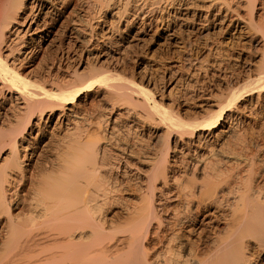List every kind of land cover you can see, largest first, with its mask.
<instances>
[{
    "label": "bare ground",
    "instance_id": "bare-ground-1",
    "mask_svg": "<svg viewBox=\"0 0 264 264\" xmlns=\"http://www.w3.org/2000/svg\"><path fill=\"white\" fill-rule=\"evenodd\" d=\"M93 1L99 3V12L108 10L107 19H102L101 13L92 15L90 8L83 6H89L90 0H0V99L6 92L12 93L20 111L13 121H6L5 111L4 115L0 112V264H264V160L259 161L256 156L250 159L244 153L249 145L257 152L264 149V62L261 61L263 68L255 65L257 69L251 73L255 78L251 74L249 80L245 75L239 76L233 83L225 81L226 89L209 91L200 104L199 112L204 116L186 120L156 98L149 63H140L143 72L139 82L134 74L130 76L119 66V61L129 54L125 50L124 57L118 56V47L128 43V37L142 38L157 21L155 0H119V5L110 11L113 0ZM164 3L157 33L169 32L167 38L175 44H184L186 37L176 30L178 21L208 27L212 33L224 36L232 47L252 42L257 30L264 36V0ZM149 14L153 17L150 21ZM52 45L58 46V52L51 57L49 67L45 60L47 70L26 72L28 69L18 66L25 58H45L42 53ZM105 46L113 50L117 47L115 54L111 55ZM94 49L98 50L95 54ZM79 51V58L87 54L86 59L97 58V63L86 62L90 66L84 67L85 71L77 68L63 73L68 79L62 80L63 75L57 74H61V62L75 60ZM244 53L240 50L236 57L244 58ZM107 58H115V62ZM145 83L152 84L153 91ZM94 86L129 105L124 112H118L119 117L132 116L135 127L145 131L150 139L155 136V129L163 128L165 139L159 156L154 153L143 161L137 158L148 166L138 177V188L133 190L138 200H129L131 204L126 200L129 206L127 203L110 215H104V206L111 199L110 193L119 189L113 190L116 186L113 183L112 187L113 179L111 184L109 180L114 175L108 177L107 173L116 169L127 175L132 168L128 159L122 164L117 155L116 160L107 161L110 147L101 142L102 124L99 123L96 135L90 130L92 127L84 126L86 120H77L83 94ZM71 114L75 117H69ZM55 128L64 133L56 140L58 145L55 142L56 150L51 144L57 138L53 134ZM175 135L186 137L187 143L185 140L183 144L190 150L204 151L192 157L196 166L201 164L197 168L201 177L191 169L193 177H187L186 182L176 180L181 168L176 155H170V140ZM50 144L54 152L48 154ZM177 147L175 141V153L180 149ZM173 180L179 181L180 187L176 181L174 184L177 192L171 189ZM167 200L179 202L180 208L176 206L174 210ZM117 221L122 224L116 225ZM205 221L209 231L196 229L197 223ZM221 224L224 227L219 229ZM195 231H199L194 236L197 240L186 234L189 232L190 236Z\"/></svg>",
    "mask_w": 264,
    "mask_h": 264
},
{
    "label": "rangeland",
    "instance_id": "rangeland-1",
    "mask_svg": "<svg viewBox=\"0 0 264 264\" xmlns=\"http://www.w3.org/2000/svg\"><path fill=\"white\" fill-rule=\"evenodd\" d=\"M154 1V0H152ZM158 1V2H157ZM157 2V4H156ZM90 5L88 6V3H84L85 5H83L84 7L86 8H90V12H92V15L95 14L98 15L99 13H101V17L102 19H107L108 18V14L106 15V12L108 10H103V12H99L100 10V6H99V3L98 2H94L93 0H90ZM98 3V4H97ZM113 3V4H112ZM116 3V4H114ZM118 3V4H117ZM87 4V5H86ZM115 5V6H114ZM119 5V0H113L111 1L110 3V6H113L111 8H108L109 11L110 9H114L116 6ZM158 5V6H157ZM166 6V4L164 3V0L163 1H160V0H155V23H154V26L152 27V30L151 31H148V33H146V35H143V37L140 38H137V37H132V39L130 37H128V39L126 40L128 43L124 44V46L121 45V47L119 46L118 48L121 50L118 51L119 54H117L118 56H122L124 57V51L126 50L127 53L129 54V57L127 58H122V61L120 62L119 61V66L120 68L123 70H125V73H129L130 76H132V74L135 75V77H137V82L140 81L141 79V76H142V72L141 71V68H140V63H149L150 65V71H148V73L151 75V82L156 83L155 85V95H156V98L158 100H162L164 102V104L166 103V106L167 107H172L176 112H178L181 117H183L184 119L186 120H197V119H201L203 116H204V113L202 112H199L200 111V104L204 103L203 102V99L204 97L206 96V94L209 92V91H215L216 92V88H220V87H223V89H226V82L227 83H233L239 76H247V80H249V74H253L259 66H261V68H263V66L261 65V61L262 63L264 62V58H261V54H262V51H263V34L261 31H255L253 35L254 36V40L252 42H248L245 44H243V42L239 45V46H235V47H232L231 45L229 46L228 44V41L227 39L224 37V36H221L220 34L218 33H212L213 30L211 31L208 27H202L200 25H193L192 24H185L183 21H178L177 24H179V27H177L178 25H176V30H178V33H180L181 35H183L182 37H185V39L183 40L184 41V44H181V43H177L175 44V42L171 41L170 39L167 38V33L169 32H166V34H160V33H157V27L160 26V21H158V19H160V16L162 15V11H164V7ZM163 8V9H162ZM99 10V11H98ZM133 10L135 9H132V12H134ZM161 11V12H160ZM108 13V12H107ZM103 14V15H102ZM151 17V18H150ZM149 19H153L152 15L149 14V16L147 17V20L150 21ZM140 19H138L139 21ZM202 23V22H201ZM184 24V25H183ZM180 28V29H179ZM182 28V29H181ZM188 28V30H187ZM181 30V32L179 31ZM184 30V31H183ZM197 30V31H196ZM137 31V30H136ZM195 31V32H194ZM208 31V32H207ZM211 33H210V32ZM156 32V33H155ZM192 32V33H191ZM200 32V33H199ZM206 33V34H205ZM151 34V35H150ZM190 34V36H189ZM216 34H218L217 36H215ZM197 35V36H196ZM214 37H212V36ZM147 37V38H146ZM151 37V38H150ZM200 37V38H199ZM208 37V38H207ZM224 37V38H223ZM256 37V38H255ZM145 38V40H144ZM191 38V39H190ZM211 38V39H210ZM131 39V40H129ZM187 39V40H186ZM195 39V40H194ZM205 39V40H204ZM221 39V40H220ZM256 39V40H255ZM138 40V42H137ZM186 40V41H185ZM189 40V41H188ZM203 40V41H202ZM217 40V42H216ZM223 40V41H222ZM145 41V42H144ZM209 41V42H208ZM220 41V42H219ZM164 42V43H163ZM191 42V45L190 43ZM195 42V43H194ZM200 42V43H199ZM224 42V44L222 43ZM227 42V43H226ZM141 43V44H140ZM215 43V44H213ZM219 44V45H216ZM131 44V46H130ZM195 44V45H194ZM207 44V45H206ZM128 48H131V49H128ZM136 45V47H135ZM139 45V46H138ZM184 45V46H183ZM198 45H202V46H198ZM205 45V46H204ZM209 45V46H208ZM211 45V46H210ZM114 46V45H113ZM186 46V47H185ZM196 46V47H195ZM48 48L46 49V51L44 53H47L48 54H44L42 53V55H45V58H20V59H23L19 64L18 66L21 64L20 68H25L27 71L26 72H29L32 71V70H37V71H40L42 69L44 70H47L48 67L51 65V57H54L55 55H57L56 52H58V46L57 45H52L51 47L47 46ZM54 47V48H53ZM107 49H109V46H105ZM134 47V48H133ZM169 47V48H168ZM175 47V48H174ZM189 47V48H188ZM207 47V48H206ZM217 49H215V48ZM231 47V48H230ZM111 48V46H110ZM114 48V50H116L115 48L117 47H112ZM185 48V49H184ZM191 48V49H190ZM204 48V49H203ZM262 48V49H261ZM96 49V48H95ZM92 52V53H96L98 52V50H95ZM136 51H134V50ZM175 51H174V50ZM194 49V51H193ZM209 49V50H208ZM234 49V50H233ZM48 50V51H47ZM113 49H109V51L111 52V55H113V53L115 54V51ZM122 50H123V53H122ZM186 50V51H185ZM200 50V51H199ZM218 50V51H217ZM240 50H243V52L245 51L244 53V58H237L236 55L238 56V52H240ZM85 51V50H84ZM180 51V52H179ZM190 51V52H189ZM193 51V52H192ZM196 51V52H195ZM209 51V52H208ZM113 52V53H112ZM233 52V53H232ZM80 51L78 52L77 56L75 57V60L74 58L72 59H64L63 61L67 64H66L62 61L61 62V74L60 72H57V74L61 77V75H63L61 78L62 80L66 77H68V75L66 74H63V73H67L69 74V72H71L72 70L74 69H79L80 71H85L87 69L86 66H90L91 64L92 65H95L97 62V58H91V59H86L87 57V54H85V57L83 58H79V54ZM122 53V54H121ZM137 53V54H135ZM140 53V55L138 54ZM152 53V54H151ZM179 55H178V54ZM229 53V54H228ZM121 54V55H120ZM126 54V53H125ZM132 55V58H131V55ZM142 54V55H141ZM147 54V55H145ZM150 54V55H149ZM181 54V55H180ZM216 54V55H215ZM224 54V55H222ZM231 54V55H230ZM233 54V55H232ZM136 55V56H135ZM139 55V56H138ZM145 55V57H144ZM149 55V56H148ZM153 55V56H152ZM194 55V56H193ZM226 55V56H225ZM230 55V56H229ZM47 56V57H46ZM138 56V57H137ZM148 56V57H147ZM163 56V57H162ZM166 56V57H165ZM168 56V57H167ZM170 56V57H169ZM174 56V57H173ZM217 56V57H216ZM223 56V57H222ZM40 57V55H39ZM78 57V58H77ZM134 57V59H133ZM137 57V58H136ZM144 57V58H143ZM147 57V58H146ZM150 57H153V58H150ZM158 57V58H157ZM225 57V58H224ZM222 58V59H221ZM44 59V61H43ZM54 59V58H52ZM106 58H103L102 60L104 61ZM112 61H110V60ZM107 58V60L109 62H115L113 61L115 58ZM128 59V60H127ZM153 59V60H152ZM247 59V60H246ZM39 60V62H38ZM48 62H46V61ZM70 60V61H68ZM86 60V61H85ZM88 60V61H87ZM101 60V61H102ZM155 60V61H154ZM213 60V61H212ZM221 60V62H220ZM229 60V61H228ZM106 61V62H108ZM124 61V62H123ZM46 62V64H45ZM86 62H89L90 65H86ZM108 62V63H109ZM35 63V64H34ZM42 63V64H41ZM95 63V64H93ZM138 63V64H137ZM178 63V64H177ZM200 63V64H199ZM221 63V64H220ZM232 63V64H231ZM39 64V65H38ZM48 66V67H46ZM173 64V66H172ZM182 64V65H181ZM213 64V65H212ZM24 65V66H23ZM59 65V63L57 64ZM56 65V66H57ZM63 65V66H62ZM123 65V67H122ZM126 65V66H125ZM255 65L257 66V68L255 67ZM36 66V67H35ZM37 66L39 68H37ZM69 66V67H68ZM172 66V67H171ZM204 66V68H203ZM45 67V68H44ZM67 67V68H65ZM84 67H86V69H84ZM182 67V68H181ZM192 67V69H191ZM210 67V68H209ZM220 67V68H219ZM33 68V69H31ZM69 68V69H68ZM215 68V69H214ZM218 68V69H217ZM256 68V69H255ZM57 69V67H56ZM68 69V70H67ZM128 69V70H127ZM140 69V70H139ZM178 69V70H177ZM187 69V72H185ZM190 69V70H189ZM204 69V70H203ZM139 70V71H137ZM166 70V71H165ZM173 70V71H172ZM177 70V71H176ZM198 70V71H196ZM43 71V70H42ZM63 71V72H62ZM69 71V72H68ZM175 71V72H174ZM206 71V72H205ZM151 72V73H150ZM155 72V73H154ZM172 72V74H171ZM215 72V73H214ZM44 73H46V71H44ZM131 73V74H130ZM226 73V74H225ZM240 73V74H239ZM141 74V75H140ZM164 74V75H163ZM174 74V75H173ZM205 74V75H204ZM218 74V75H217ZM224 74V76H223ZM251 74V75H252ZM153 75V76H152ZM202 75V76H201ZM204 75V76H203ZM216 75V76H215ZM66 76V77H65ZM175 76V77H174ZM200 76V77H199ZM64 77V78H63ZM161 77V79H160ZM179 77V78H178ZM223 77V78H222ZM227 77V78H226ZM252 77L255 78L254 75H252ZM171 78V79H169ZM211 78V79H210ZM251 78V76H250ZM68 79V78H66ZM153 79V80H152ZM157 79H160V80H157ZM225 79V80H223ZM65 80V79H64ZM199 80V81H198ZM202 80V81H200ZM207 80V82H206ZM245 80V81H247ZM160 81V82H159ZM163 81V82H162ZM186 81V82H185ZM204 81V82H203ZM226 81V82H225ZM229 81V82H228ZM174 83V84H173ZM190 83V84H189ZM202 83V84H201ZM204 83V84H203ZM206 83V84H205ZM224 83V84H223ZM244 83V81L242 82ZM196 84V85H195ZM174 85V86H173ZM205 85V86H204ZM220 85V86H219ZM242 85V84H241ZM145 86H147V83H145ZM215 86V87H214ZM95 87V88H94ZM92 87L90 90H86V92L83 94V100L81 101V106H80V110H79V115L77 116V120H86V121H82L84 126H86L87 128H91L90 130H92V133H94L93 131H95L94 134H98V131L100 133L99 136H102L104 138H102L101 142L104 144V146L107 145V161L108 162H111V161H114V158L116 160V155H117V158L118 160L122 163V164H125L124 162V159L125 160H129L131 162V170L132 172L131 173H128L127 175L126 174H123V173H120V170L119 172L116 171V169H113L112 171H105L110 177V175H114V176H111L110 177V184H111V179H113L112 181V184L114 183V185L116 186V188H113L114 189H119L122 190L123 188H126L124 190H122L121 192L117 191V193H115L116 191H114L113 193H110V196L111 199H113V201L115 202V206L113 205V201L109 198L108 200V204L106 203L104 206V209H103V212H105L104 215H110V213L113 214V211L116 212L117 210L121 211L122 209L120 208H123L125 206H127V203L129 202L131 204L130 201H132L134 203V201H137L138 200V197L135 195L136 192H134V188L136 189V187L138 188L139 186V181L140 179L138 177H142V174L140 175V173H144V170L148 169V166H145L144 164H142V162L140 163L139 161H137V158L140 157L141 160L142 158L144 157H147V156H150V155H153L155 153V156H159L161 151H162V148L164 146V141L165 139L163 138L164 136L162 135V130L163 128H158V129H155L156 132H155V136H151V139L149 137V135H147V133L144 131L142 132V130L140 128H136L135 127V123L132 122L131 119H133L132 116H129L128 115L126 116H122V117H119L120 115H118L119 113L118 112H121V111H125V109L127 110V108L129 107V105L127 103H123L119 100H116V97L111 95V93H108L106 90H101L99 88V86H94ZM149 89H151L153 91V85L151 84V86H147ZM158 87V88H157ZM186 87V88H185ZM189 87V88H188ZM193 87V88H192ZM198 88V89H197ZM172 89V90H171ZM178 89V90H177ZM200 89V90H199ZM100 90V91H99ZM171 90V91H170ZM174 90V91H173ZM205 90H207L205 92ZM99 91V92H97ZM204 91V92H203ZM10 93L6 92L5 95L0 99V105L3 107H0V112H2V114L4 115V111H5V115H7L6 117L3 116V118L8 121V120H12L15 118L14 116L16 115H19L18 111H19V108L17 107L16 105V100L13 96L12 93L9 95ZM110 94V96H108ZM170 94V96H169ZM197 94V95H196ZM190 95V96H189ZM105 96V97H103ZM109 99H107V97ZM192 96V97H191ZM202 98H201V97ZM115 97V98H113ZM4 98V99H3ZM12 99V100H11ZM172 101V102H171ZM176 101V102H175ZM185 101V102H184ZM10 102L12 105H10ZM174 102V103H173ZM181 104H179V103ZM169 104V105H168ZM174 104V105H173ZM199 104V105H198ZM16 105V106H15ZM15 106V107H13ZM114 106V107H113ZM83 107V108H82ZM121 107V108H120ZM10 108V109H9ZM17 108V109H16ZM114 108V109H113ZM120 108V109H119ZM186 110V111H184ZM81 111V112H80ZM20 112V111H19ZM105 112V114H104ZM7 113V114H6ZM18 113V114H17ZM201 113V114H200ZM14 114V115H13ZM104 114V115H102ZM109 114V115H108ZM200 114V115H199ZM72 115V116H71ZM69 117H75L73 114H71ZM102 115V116H101ZM114 115V116H113ZM203 115V116H202ZM80 117H83V119L79 118ZM118 116V117H117ZM10 117V118H9ZM86 117V118H84ZM103 117V118H102ZM115 119H114V118ZM71 118V119H72ZM99 118L102 120H99ZM109 118V120H108ZM131 118V119H130ZM64 119V118H63ZM76 119V118H74ZM118 121H117V120ZM130 119V120H129ZM67 119H65L64 121H66ZM109 122L108 124L106 123L107 121ZM55 121H56V117H55ZM106 121V122H105ZM115 121V122H114ZM64 122V123H65ZM89 122V123H88ZM87 123V124H86ZM102 124V126L100 127V124ZM106 123V124H105ZM112 123V124H111ZM105 125V126H104ZM114 125V126H113ZM133 125V126H132ZM98 126V128H97ZM104 126V127H103ZM111 126V127H110ZM100 127V129H99ZM107 130H106V128ZM116 127V129H114ZM132 127V128H131ZM95 128V129H93ZM137 130H136V129ZM97 129V130H96ZM99 129V130H98ZM103 129V130H102ZM114 130V131H113ZM136 130V131H135ZM60 131V130H59ZM58 129H54L53 130V134L55 135V141L53 142L52 141V145L55 147V150H56V143L58 142L57 139L61 138L59 136H62V134L64 135L63 132L60 131L59 133ZM106 131V133L104 132ZM110 131V132H109ZM97 132V133H96ZM103 132V133H101ZM128 132V133H127ZM137 132V133H136ZM160 132V133H159ZM108 133V134H107ZM117 133V134H116ZM158 133V134H157ZM93 134V135H94ZM106 134V135H105ZM113 134V135H111ZM104 135V136H103ZM106 136V137H105ZM112 136V137H111ZM175 135L174 136V141L173 139L170 140V146H171V156L173 154H175L174 156L176 157L177 159V162H178V166L181 168V172L178 171L180 177L182 176V178L177 177L176 180H179L180 182H186L188 180V178H191L193 177L195 171H197L196 175H199L200 174V171L197 170V168H200V165L199 166L194 163L195 160H193L192 157H198L200 156V154L204 153V151H196L194 152L195 150L192 149L190 150L189 149V146L186 145L187 143V138L186 137H182V139ZM148 137V138H147ZM107 138V139H105ZM109 138V139H108ZM137 138V139H136ZM139 138V139H138ZM180 138V139H178ZM184 139V140H183ZM57 140V142H56ZM138 140V141H137ZM183 140V141H182ZM186 140V143H184V141ZM45 141H48L47 138ZM175 141H178V147L176 150V153L174 152L173 148H174V142ZM182 141V143H181ZM56 142V143H55ZM54 143V144H53ZM50 144V145H51ZM52 145L50 146V151L48 152V154H50V152H54V150H52V148L54 149V147H52ZM58 145V143H57ZM150 145V146H149ZM180 146V147H179ZM250 147V148H249ZM248 147V150H246V152H244L248 158L250 157L251 158H255L256 157H260L259 161L260 160H264V149L261 148L259 149L260 151H255V147L254 146H250L249 145ZM253 147V148H252ZM134 148V149H133ZM137 148V149H136ZM143 148V149H142ZM189 150H188V149ZM134 151V152H131V151ZM140 152H139V151ZM146 151V152H145ZM254 152V155L252 156V152ZM111 152V153H110ZM190 152V153H189ZM200 152V154H198ZM115 153V154H114ZM139 153V154H138ZM188 153V154H186ZM192 153V154H191ZM198 154L195 155V154ZM257 153V154H256ZM47 154V155H48ZM112 155L110 157V155ZM114 154V155H113ZM119 154V155H118ZM121 154V155H120ZM178 154V155H177ZM190 154V155H189ZM130 155V157L128 156ZM135 155V157H134ZM187 155V156H186ZM195 155V156H193ZM109 156V157H108ZM123 156V157H122ZM133 156V157H131ZM121 157V158H120ZM182 157V158H181ZM113 158V159H112ZM203 158V157H202ZM202 158H199L202 159ZM112 159V160H111ZM179 159V160H178ZM171 160V159H170ZM191 162H190V161ZM193 160V161H192ZM256 161H258V158L255 159ZM143 161V160H142ZM181 161V164H179V162ZM258 161V162H259ZM189 162V163H188ZM184 163V164H183ZM193 163V164H192ZM134 164V165H133ZM136 164H137V167H136ZM188 164V165H187ZM194 165L196 167H192L191 166ZM198 164V163H197ZM140 166V167H139ZM184 166V167H183ZM136 167V168H135ZM179 167L177 168L179 170ZM188 167V169H186ZM195 168V169H194ZM194 172L193 174L191 173L192 171ZM130 171V169H127ZM138 170V171H136ZM184 170H186L187 172H190V173H186L184 172ZM116 173H115V172ZM113 172V173H111ZM133 172H135L137 174L134 173L133 175ZM184 172V173H183ZM116 175H115V174ZM120 173V174H118ZM181 173V174H180ZM118 174V175H117ZM123 174V175H121ZM130 174V175H129ZM132 174V175H131ZM187 174V175H186ZM190 174V176H189ZM186 175V176H185ZM115 176H116V179L119 178V179H115ZM124 176V177H123ZM185 176V177H184ZM200 176V175H199ZM199 176H197V178H200ZM184 177V178H183ZM188 177V178H187ZM116 182H115V180ZM181 179V180H180ZM176 180H173V182H170V185H172L171 189H174V192H177V188L180 187L179 185V181H176ZM184 180V181H183ZM121 181V183H119ZM162 181V180H161ZM159 180V183L158 185L160 186V182ZM175 181L178 183L175 184ZM123 182V183H122ZM117 183V184H115ZM122 185V187L120 188V186ZM124 184V185H123ZM128 184V185H126ZM178 187H176L175 185ZM114 185L112 187H114ZM117 185H120L118 186L117 188ZM175 187H174V186ZM132 187V188H131ZM174 187V188H173ZM128 188V189H127ZM132 190H131V189ZM175 189H177L175 191ZM134 190V191H133ZM127 191V192H125ZM119 192V193H118ZM118 194L117 197H114L116 196L115 194ZM134 193V194H133ZM114 194V196H113ZM138 194V193H137ZM123 195V197H122ZM121 196V197H119ZM136 196V197H134ZM121 199L120 202L118 201L119 198ZM127 197V198H126ZM166 197V196H165ZM118 198V199H117ZM137 198V200L135 199ZM167 198V197H166ZM116 199V200H115ZM125 199V200H124ZM133 199V200H132ZM126 200L128 201L126 203ZM130 200V201H129ZM125 201V202H124ZM168 203H171V207L175 210L176 209V206L179 207V202L175 201V200H167ZM117 202V203H116ZM175 202V203H174ZM110 203V204H109ZM119 203V204H118ZM129 203H128V206H129ZM173 203V204H172ZM117 204V206H116ZM124 204V205H123ZM110 205V207H108ZM113 205V206H112ZM120 205V206H119ZM133 205V204H132ZM174 206V207H173ZM112 207V208H111ZM118 207V208H117ZM111 208V209H110ZM180 208V207H179ZM114 209V210H113ZM117 209V210H116ZM178 209V208H177ZM185 208L181 207V210ZM109 210V211H107ZM180 210V209H178ZM180 210V211H181ZM206 215V214H205ZM206 218V217H204ZM206 222V221H205ZM197 223V227L196 229H203L205 231H209L210 229H208V224L207 222L205 223ZM121 225L122 222L120 221H117L116 225ZM198 225L200 227H198ZM206 225V227H204ZM224 225L221 224V226H219L218 228L221 229L223 228ZM206 228V229H205ZM185 231H189L188 229ZM199 232V231H197ZM196 231L190 233L191 235L189 236V232H186L187 236L190 237L191 239L193 238L194 240H197V238L195 239L194 236L196 234L195 237L198 236V233Z\"/></svg>",
    "mask_w": 264,
    "mask_h": 264
}]
</instances>
